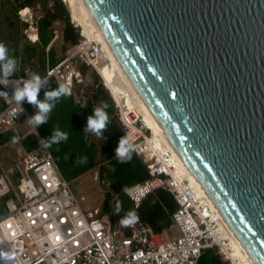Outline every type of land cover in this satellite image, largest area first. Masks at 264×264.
Returning a JSON list of instances; mask_svg holds the SVG:
<instances>
[{
  "label": "water",
  "instance_id": "obj_1",
  "mask_svg": "<svg viewBox=\"0 0 264 264\" xmlns=\"http://www.w3.org/2000/svg\"><path fill=\"white\" fill-rule=\"evenodd\" d=\"M157 122L264 264V0H85Z\"/></svg>",
  "mask_w": 264,
  "mask_h": 264
},
{
  "label": "built area",
  "instance_id": "obj_2",
  "mask_svg": "<svg viewBox=\"0 0 264 264\" xmlns=\"http://www.w3.org/2000/svg\"><path fill=\"white\" fill-rule=\"evenodd\" d=\"M28 11V6L19 9L28 21L25 35L33 42H40L38 20L25 17ZM71 21L80 27L84 40L68 49L58 62L48 64L41 74L19 54L17 72L9 78L12 84L38 74L42 85L49 79L58 84L70 79L75 93V87L83 81L81 68L76 65L77 57L80 55L85 63L96 68L100 62L91 37L84 34L78 21L73 18ZM58 36V30L53 28L47 49ZM5 83H0V93L7 92L9 96L0 95L4 102L0 104V132L13 130L18 140L9 162L0 161V252L13 254L7 264H197L207 248H214L229 264H244L232 254L231 237L219 210L204 192L195 188L188 172L173 160L171 148L167 150L154 141L151 129L126 103L113 96L124 132L134 137L135 151L147 163L150 173L127 187H147L145 197L157 187H163L178 203L171 213L170 226L161 232L155 231L138 211L145 197L136 200L127 194L139 220L125 227L119 221L126 212L100 211L86 194L77 193L51 148L44 147L43 141L38 143L44 138L35 127L31 131L37 145L27 148L23 140L29 132L20 133L17 129L20 121L30 116L26 100L17 104L11 97L12 84L5 86ZM102 181L109 186L106 177ZM173 228L177 229L176 233ZM166 229L170 230L168 236L163 234Z\"/></svg>",
  "mask_w": 264,
  "mask_h": 264
},
{
  "label": "trees",
  "instance_id": "obj_3",
  "mask_svg": "<svg viewBox=\"0 0 264 264\" xmlns=\"http://www.w3.org/2000/svg\"><path fill=\"white\" fill-rule=\"evenodd\" d=\"M32 0H18L17 7L19 9L28 6ZM62 19L63 37L66 41L77 43L80 40V33L76 25L70 20V15L65 7L63 0H53V5L46 9L45 13L38 18V30L41 40V55L37 63V73L41 74L45 71L47 62L53 65L59 61L56 48L51 45L47 50L46 47L53 37V21ZM39 44V43H38ZM24 52L28 53L29 58L37 53L36 45L26 44ZM19 48H14L13 58L17 60ZM24 61V60H23ZM83 74L86 72V64L80 66ZM95 80L94 99L97 106L102 101H107L109 108L107 109L110 123L104 131L103 136L107 137L106 145L107 154H103L101 158L97 157V143L87 138L84 128V110L82 103L76 99L74 92L71 96L60 98L56 106L50 114V118L46 124H41L38 128L43 138L53 135V130L59 128L61 131L68 133L67 141L59 144H52L50 147L62 170L68 179H73L90 168L100 164L99 176L101 179L106 177L109 181L107 186L104 204L105 210H109L111 206L116 207L117 202L121 203L122 211L127 212L133 209L132 200L123 191V187L128 186L137 181L143 180L150 175L147 163L142 157L134 151L131 161L120 163L116 158V149L118 141L125 135L121 121L118 119L116 106L108 89L99 80L98 74L93 75ZM59 84L49 79L41 87L46 91L56 90ZM0 104H4L0 100ZM26 107L31 115L35 114V110L31 103L25 101ZM94 104L90 101L88 109L94 115ZM15 136L13 130L4 133L5 140H9ZM3 138V139H4ZM25 146L29 149L37 145L34 134H27L23 140ZM108 160H106V156ZM86 157L85 162H81ZM178 207L173 194L166 188L157 187L153 192L149 193L138 208L142 217L148 221L153 229L157 232L163 231L171 224V213ZM197 264H229L214 248H207L201 254Z\"/></svg>",
  "mask_w": 264,
  "mask_h": 264
},
{
  "label": "rangeland",
  "instance_id": "obj_4",
  "mask_svg": "<svg viewBox=\"0 0 264 264\" xmlns=\"http://www.w3.org/2000/svg\"><path fill=\"white\" fill-rule=\"evenodd\" d=\"M71 0H63L65 3V7L69 12L70 20L72 19V13L70 11L71 8ZM18 0H1V10H0V42H3L6 47L9 50V56L13 58V54H10V52L14 50V48H19V50H23L24 46L26 44L29 45H36L37 46V53L30 57L28 56L27 52H24V61L28 62L30 64L32 62V68L33 70H37L38 66V60L39 56L41 55V45L40 44H33L32 41L26 37L24 28L26 24H28V21H26L20 14L19 8L17 7ZM53 5V0H32V3L28 5V9L30 11L27 12L25 17H28L30 20H38V18L43 15L47 8L51 7ZM33 12V13H32ZM76 16V15H75ZM75 25V23H73ZM53 28L55 30H58L59 36L57 37L54 46L57 51V56H63L67 53L68 49L75 48L76 44L80 43L82 40H84V37L80 35V40L77 43H72L71 41H66L63 37V26L64 22L62 19H55L52 24ZM80 28V27H77ZM93 36L90 38L92 47L94 46L97 51L96 59L99 60V65L96 68L93 64H86V72L83 74V81L79 83L75 87V97L77 100H79L82 103L83 110H84V128L87 127V120L89 116H92L89 107V102L91 101L94 106H97V101L94 99L93 93L95 88V80H94V73L98 74L99 80L104 84V86L108 89L110 95L112 96L113 100L114 97L112 95V91L109 89L106 79L103 76V73L106 76L110 75V60L102 54V42L98 40L95 32L93 31ZM74 46V47H73ZM32 61H31V60ZM30 61V62H29ZM82 57H77L76 65L80 67L83 64ZM101 69L103 72H101ZM45 96V92L41 89L39 93V99L43 100ZM123 103H126L131 109H134L132 107V104L128 102L126 98H123ZM116 111L119 112V108L116 104V101L114 100ZM120 104V103H119ZM125 105V104H123ZM121 104V106H123ZM126 105V106H127ZM34 110L35 106L32 105ZM30 113V112H29ZM118 115V113H117ZM30 116H32L30 114ZM29 116V117H30ZM27 117L25 120L20 121V123L17 126V129L20 131V133L23 132H29L28 134H33V131H31L34 127L26 122V120L29 118ZM141 118L144 120L143 116ZM119 119V117H118ZM120 120V119H119ZM5 132H0V161L8 163L10 158L14 155V148L15 145L18 143V140L16 143H13V139L5 140L4 138ZM86 136L90 140H94L97 143V157L101 158L103 154H107L106 145L108 143L107 137L105 136H96L93 133H86ZM4 138V139H3ZM108 156H106V160H108ZM99 166L100 164L90 168L89 170L83 172L79 176L69 179L71 181V184L74 188V190L77 193H84L88 196V200L90 203L95 207L99 206V210H105L106 206L104 204L105 197H106V184L102 181V179L99 176ZM0 171H1V165H0ZM114 206H111L109 211L111 213H115ZM172 231L174 233L177 232L176 228H173ZM165 236H168L170 234V230L166 229L163 233ZM241 262V261H240Z\"/></svg>",
  "mask_w": 264,
  "mask_h": 264
},
{
  "label": "clouds",
  "instance_id": "obj_5",
  "mask_svg": "<svg viewBox=\"0 0 264 264\" xmlns=\"http://www.w3.org/2000/svg\"><path fill=\"white\" fill-rule=\"evenodd\" d=\"M9 50L3 42H0V83H5V86L12 84V80L9 78L14 76L17 72V60L9 56ZM46 79V78H45ZM47 80V79H46ZM22 83V87L19 86ZM42 87V79L38 74H32L30 79L17 81L12 84L14 92L12 94V99L19 105H21L25 100L35 106V114L30 116L26 122L35 128H39L41 124H46L50 118V114L56 103L60 98L72 95L71 80L69 79L67 83L59 84L56 90L46 91L44 99H39V93ZM0 95L4 97L9 96L7 92H2ZM109 104L107 101H102L100 106H96L93 111L94 115L89 116L87 120V127L85 128V133H93L94 135L100 137L103 136L104 131L107 129L110 121V117L107 109ZM23 111V109H22ZM21 111V112H22ZM68 133L61 131L59 128L53 130V135L48 138L39 140L38 143L43 141V146L48 148L52 144H59L62 141H67ZM134 137L131 133H126L118 141V148L116 149L115 158L120 163H127L131 161L133 153L135 151V146L133 143ZM17 142V138H13V143ZM86 157L83 158L81 162H85ZM123 191L130 197L136 200L143 199L148 192L147 187L140 188L136 186L135 188H129L127 186L123 187ZM122 211V206L120 202H117L115 213L119 214ZM139 220V217L135 210H130L125 213V215L120 219L119 224L128 227L133 225ZM13 258L12 253L0 252V261L7 262Z\"/></svg>",
  "mask_w": 264,
  "mask_h": 264
},
{
  "label": "bare ground",
  "instance_id": "obj_6",
  "mask_svg": "<svg viewBox=\"0 0 264 264\" xmlns=\"http://www.w3.org/2000/svg\"><path fill=\"white\" fill-rule=\"evenodd\" d=\"M70 3V11L72 13V18L78 21L80 25H82L85 35H88L92 38V36L94 35L93 31L95 32L98 40L102 42V54H104L111 61L110 75L106 76L103 73V76L106 79V83L109 89L112 91V95L120 103H123L122 99L126 98L128 102L132 104V107L134 108L132 109V111H135V113L138 114L140 117L143 116L145 123L152 131V138L154 139V141H156L160 145H164L167 150L171 148L173 160L176 163L180 164L181 167L188 172L190 180L195 186V188L204 192L210 198L212 204L218 209L209 194L206 192L204 187L201 185V183L195 177V175L185 163L181 155L178 153L174 145L171 143V141L157 122L156 118L142 99L141 95L135 88L127 72L125 71L117 55L115 54L113 48L111 47L109 41L107 40L105 34L103 33L101 27L99 26L94 15L92 14L86 1L71 0ZM101 72L103 71L101 70ZM220 214L223 217L224 222L227 226V234L231 237V243L233 246L232 254L234 258H238L239 261L244 264H258L254 256L251 254L249 249L239 238V236L236 234V232L233 230V228L230 226V224L227 222L221 212Z\"/></svg>",
  "mask_w": 264,
  "mask_h": 264
},
{
  "label": "crops",
  "instance_id": "obj_7",
  "mask_svg": "<svg viewBox=\"0 0 264 264\" xmlns=\"http://www.w3.org/2000/svg\"><path fill=\"white\" fill-rule=\"evenodd\" d=\"M32 43H33V44H38V43H39V44H42V43H41V40H40V42H33V41H32ZM49 43H50V42H49ZM52 45H54V44H52ZM47 46H48V45H47ZM24 47H25V46H24ZM54 47H55V46H54ZM49 48H50V47H49ZM24 49H25V48H23L22 51L19 50V52H18V55H19V54H22V60H24V55H23V53H24ZM46 49H47V47H46ZM47 50H48V49H47ZM56 52H57V51H56ZM30 60H31V59H30ZM18 61H19V58H18V56H17V62H18ZM31 61H32V60H31ZM24 62H25V61H24ZM29 62H30V61H29ZM31 63H32V62H31ZM48 64H49V61L47 62V65H48ZM46 67H47V66H46ZM15 73H16V72H15ZM15 73H14V74H15Z\"/></svg>",
  "mask_w": 264,
  "mask_h": 264
}]
</instances>
